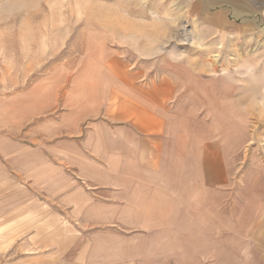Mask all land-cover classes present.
<instances>
[{
  "label": "rangeland",
  "instance_id": "374dc122",
  "mask_svg": "<svg viewBox=\"0 0 264 264\" xmlns=\"http://www.w3.org/2000/svg\"><path fill=\"white\" fill-rule=\"evenodd\" d=\"M128 90H169L164 123L121 106ZM262 101L264 0H0V264H65L68 234L69 254L99 240L106 261L134 242L140 264H264ZM143 113L170 145L154 169L164 219L79 222L65 204L98 194L61 153L90 131L146 130ZM103 203L91 211L117 220Z\"/></svg>",
  "mask_w": 264,
  "mask_h": 264
},
{
  "label": "crops",
  "instance_id": "0c3cea01",
  "mask_svg": "<svg viewBox=\"0 0 264 264\" xmlns=\"http://www.w3.org/2000/svg\"><path fill=\"white\" fill-rule=\"evenodd\" d=\"M167 92L169 90H164L156 95L152 92V95L144 94L145 96H143L135 90L134 92L128 90L124 92L127 101L122 102V98L118 97L116 103L122 102L121 106L126 108L127 104L130 106L132 104L134 110L140 107L145 113H155L157 116L154 115L159 119L165 113L157 114L161 111L156 106L163 104ZM121 106L118 105V107ZM145 113H143L141 123L147 128L146 130L134 121V124H131L132 135L130 136L126 131L128 128L122 126L115 127L116 131L113 134L105 136L90 131L84 138L72 139L73 148H68L66 152L61 153L68 162L73 164L76 175L84 178L86 184L91 183V193L98 194L95 197H89L85 196L86 192H84L83 195L73 196L71 201L65 204L66 208H75L74 215L79 222L84 224H113L117 222L123 225L134 224V228H137L141 225L148 227L155 220L164 219V212L159 211L170 208V204L159 198H164L166 193L170 194L169 180L165 179L168 174L164 172L158 174L154 169H158L161 165L160 160L162 158L165 160L166 154L170 155V145L166 146L164 143L165 139L162 137L163 129L161 128L163 125L159 126L157 118L155 121L152 114ZM154 121L157 122L156 125ZM179 141L185 142L186 140ZM178 154L184 161L190 159L186 149ZM149 158H152V166H148L146 163ZM86 173L90 175L89 178ZM156 175L161 176L160 183L153 185L152 181ZM179 175L186 179L187 172H182ZM90 178L91 180H89ZM92 178L100 180L97 182ZM103 202H108V207L116 210L112 218L117 220L106 221L98 206L95 212L91 211L96 208V203L106 207ZM159 214L162 215L158 216ZM63 240L70 242L66 249L58 252V255L62 256L67 253L65 256L70 257V260L68 259L65 264H140V251L134 242H132L134 244L129 242L126 247L117 250L115 259L106 261V250L100 249L99 240L91 239V243L88 241L90 247H87L86 242L80 243L81 246L74 249L71 254H69L71 250L69 247L74 243L75 236L68 234L67 238ZM121 240L132 241L133 236H127L124 239L121 237Z\"/></svg>",
  "mask_w": 264,
  "mask_h": 264
},
{
  "label": "clouds",
  "instance_id": "9594fccd",
  "mask_svg": "<svg viewBox=\"0 0 264 264\" xmlns=\"http://www.w3.org/2000/svg\"><path fill=\"white\" fill-rule=\"evenodd\" d=\"M239 69L241 70L242 78L252 79L253 75L256 74V71L258 69V64L250 60H245L242 62L241 65H239ZM222 74L226 77L229 76V72L227 69L222 70ZM234 82L239 83L240 81H234ZM261 103H264V101H262Z\"/></svg>",
  "mask_w": 264,
  "mask_h": 264
}]
</instances>
